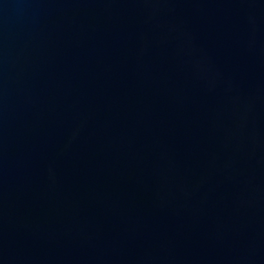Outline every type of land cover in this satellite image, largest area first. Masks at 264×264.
<instances>
[{
	"label": "water",
	"instance_id": "water-1",
	"mask_svg": "<svg viewBox=\"0 0 264 264\" xmlns=\"http://www.w3.org/2000/svg\"><path fill=\"white\" fill-rule=\"evenodd\" d=\"M0 264H264V0H0Z\"/></svg>",
	"mask_w": 264,
	"mask_h": 264
}]
</instances>
